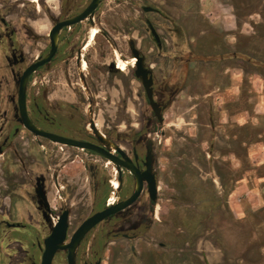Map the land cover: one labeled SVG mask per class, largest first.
Segmentation results:
<instances>
[{
  "label": "flooded vegetation",
  "instance_id": "1",
  "mask_svg": "<svg viewBox=\"0 0 264 264\" xmlns=\"http://www.w3.org/2000/svg\"><path fill=\"white\" fill-rule=\"evenodd\" d=\"M92 1L0 0V264H42L45 241L63 216L64 248L50 264H68L66 246L73 235L106 210L75 244L73 264H105L111 251L142 252L144 258L135 262L164 264L155 246L164 243L152 241L169 235L153 228L161 222L158 162L163 138L169 137V110L187 88L216 80V68L226 60L264 69V61H254L243 47L227 52L221 34L210 32L199 14L196 20L186 17L191 8L184 10L180 0H116L133 11L122 28L124 43L104 26L106 0H97L83 16ZM94 25L98 32L90 39ZM115 51L133 64L119 69ZM105 74H128L123 120L100 114L111 102L110 94L101 96ZM133 82L140 87L138 109L128 107L136 101ZM214 139L208 138L207 158ZM182 218L192 227L183 229L179 218L171 219L174 238L178 230L194 231V215L188 211Z\"/></svg>",
  "mask_w": 264,
  "mask_h": 264
},
{
  "label": "rangeland",
  "instance_id": "2",
  "mask_svg": "<svg viewBox=\"0 0 264 264\" xmlns=\"http://www.w3.org/2000/svg\"><path fill=\"white\" fill-rule=\"evenodd\" d=\"M260 1L179 2L184 10L191 8L184 11L186 17L196 20L194 13L199 14L210 32L221 34L227 52L237 45L258 62L264 61V1L262 5ZM105 3L104 26L124 43L127 33L122 28L133 11L126 9L125 2ZM134 36L139 40L141 35ZM220 65L216 80L207 78L187 88L168 112L169 137L163 138L158 162L161 222H154L153 228L166 229L169 235L152 241L164 243L163 248L155 245L166 259L164 264H264V69L241 59ZM119 78L105 74L101 89V96L110 94L111 102L100 114L114 120L126 115L122 102L128 74ZM131 86L136 101L128 107L138 109L140 87L137 82ZM210 136L215 137L210 143L213 155L207 158L204 151ZM187 210L194 215V231L178 230L179 238L172 237L176 229L171 219L179 218L183 229L192 227L191 220L182 218ZM144 255L111 251L105 264H139L135 260Z\"/></svg>",
  "mask_w": 264,
  "mask_h": 264
},
{
  "label": "water",
  "instance_id": "3",
  "mask_svg": "<svg viewBox=\"0 0 264 264\" xmlns=\"http://www.w3.org/2000/svg\"><path fill=\"white\" fill-rule=\"evenodd\" d=\"M97 2V0H93L92 3L90 4V7L88 8V10L83 14V16L85 14H87L94 6L95 3ZM82 17V16H81ZM51 38H52V34H51ZM49 135V134H47ZM52 138V135H49ZM65 142L69 143V144H73V145H79V146H86V147H90V145L88 144H83V143H79L76 142L74 140H67L64 139ZM138 188L140 189V186H138ZM139 191V190H138ZM138 193V192H137ZM137 193H135L132 198H130L126 203H129V201H131V199H133L135 197V195H137ZM108 213V210L106 211H102V212H98L94 215H92L90 218H88L81 226L80 228L77 230V232L73 235L72 241L69 245H67L66 247L69 249V253H68V264H73L72 261V250L75 246V244L77 243V241L79 240V238H81V236L93 225L95 224L97 221H99L104 215H106ZM65 221H64V216L59 220V223L57 225L56 228L53 229L52 231V235L50 237H48L45 241L46 244V248L43 254V258H42V264H50L51 262V258L53 257L54 253L57 251V249L60 248H64V246H60V242L64 239V231H65Z\"/></svg>",
  "mask_w": 264,
  "mask_h": 264
},
{
  "label": "bare ground",
  "instance_id": "4",
  "mask_svg": "<svg viewBox=\"0 0 264 264\" xmlns=\"http://www.w3.org/2000/svg\"><path fill=\"white\" fill-rule=\"evenodd\" d=\"M94 27V26H93ZM98 32V28L97 27H95V28H93V29H91L90 30V39L96 34ZM90 43V42H89ZM88 43V44H89ZM114 54H115V56H116V58H117V66H119V67H121V66H123V65H132L133 64V61L132 60H130V61H127V60H124V59H122L121 57H120V55H119V52L118 51H115L114 52ZM90 113V112H89ZM97 135L98 136H100L101 137V139H102V142H103V144L111 151V152H114V150H115V146L113 145V143H111L110 141H107L105 138H104V136H102V134L100 133V131H98V133H97ZM108 163H110L109 161H108ZM115 175V174H114ZM112 186L115 188V189H118V186H119V180L116 178V177H114V178H112Z\"/></svg>",
  "mask_w": 264,
  "mask_h": 264
},
{
  "label": "crops",
  "instance_id": "5",
  "mask_svg": "<svg viewBox=\"0 0 264 264\" xmlns=\"http://www.w3.org/2000/svg\"><path fill=\"white\" fill-rule=\"evenodd\" d=\"M230 25H231V23H229ZM238 201H239V199H238ZM237 215H239V214H237ZM237 217H239V216H237Z\"/></svg>",
  "mask_w": 264,
  "mask_h": 264
}]
</instances>
